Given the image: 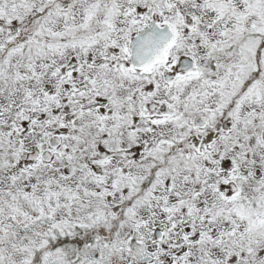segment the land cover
<instances>
[{
  "label": "snow or ice",
  "instance_id": "obj_1",
  "mask_svg": "<svg viewBox=\"0 0 264 264\" xmlns=\"http://www.w3.org/2000/svg\"><path fill=\"white\" fill-rule=\"evenodd\" d=\"M0 264H264V0H0Z\"/></svg>",
  "mask_w": 264,
  "mask_h": 264
}]
</instances>
